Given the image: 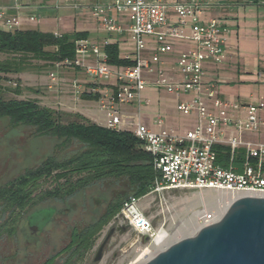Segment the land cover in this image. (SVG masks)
<instances>
[{
    "label": "built area",
    "instance_id": "obj_1",
    "mask_svg": "<svg viewBox=\"0 0 264 264\" xmlns=\"http://www.w3.org/2000/svg\"><path fill=\"white\" fill-rule=\"evenodd\" d=\"M54 1L56 8L87 9L109 36L128 35L133 43V50L122 57L133 64L115 66L110 64L106 49L118 43L116 40H77L74 59L55 62L49 79L54 85L58 84L60 70L85 74L87 82L77 78L70 81L73 96L80 100L84 93H99L97 103L104 114L103 126L131 132L141 141L162 174L154 192L211 191L233 199L251 193L264 194V93L251 101H227L219 96V82L206 77L205 66L220 65L227 55L229 29L221 20H202V5H213L216 0L171 6L166 0ZM13 2L14 15L0 7L1 30H22L23 6L20 0ZM170 8L178 17L176 24L169 22ZM27 21L39 23L40 20L39 16L32 15ZM186 27L188 34L184 32ZM150 40L154 44L152 47ZM178 41H189L194 47L179 55L176 72L180 77H174L167 74L163 57L174 52ZM256 78L264 87V72H258ZM86 85L96 87L87 88ZM149 89L163 90L171 96H191L189 100L180 99L177 110L184 116L195 115V126L184 134H176L163 128L164 119L157 117L155 123L159 129L149 128L141 115L142 108L150 105L144 98V92ZM127 106H135V114L122 111ZM215 146L230 149L228 169L218 163ZM240 151H243V161L237 160ZM139 200L127 201L123 216L136 233L153 240L157 233L152 221L137 206ZM224 213L209 214L202 227L217 222Z\"/></svg>",
    "mask_w": 264,
    "mask_h": 264
},
{
    "label": "trees",
    "instance_id": "obj_2",
    "mask_svg": "<svg viewBox=\"0 0 264 264\" xmlns=\"http://www.w3.org/2000/svg\"><path fill=\"white\" fill-rule=\"evenodd\" d=\"M87 38L88 32L56 36L52 32L34 29L15 32L0 30V54L8 57L0 59V119L8 120L12 128L27 127L38 137L53 138L57 143L56 148L61 151L75 149L66 153L62 159L55 155L48 156L40 166L27 169L18 179L38 180L47 177L50 180L65 181L68 198L74 197L78 190L99 182L126 179L131 189V197L127 201L138 200L155 190L162 174L155 168L151 154L144 150L143 144L133 133L108 129L80 114L74 116L77 120L64 123L63 114L41 106L37 100L4 97V92L9 89L1 82L8 80V75L22 74L30 66V61L42 62L44 66L53 68L55 62L74 59L75 42ZM106 50L110 64H133L121 57L118 43L111 44ZM14 92L16 95L22 94L19 80ZM81 98L97 102L100 94L84 93ZM214 149L218 154V163L228 169L231 166L230 149L224 146H215ZM237 160H244L243 151L239 152ZM125 203L121 201L116 206L112 217L124 208ZM94 245V241H91L85 250L89 251Z\"/></svg>",
    "mask_w": 264,
    "mask_h": 264
},
{
    "label": "rangeland",
    "instance_id": "obj_3",
    "mask_svg": "<svg viewBox=\"0 0 264 264\" xmlns=\"http://www.w3.org/2000/svg\"><path fill=\"white\" fill-rule=\"evenodd\" d=\"M44 3L46 6L37 10L40 23H32L31 25L35 29L42 27L47 28V26L42 24L45 22L46 12H48V16L52 15V19L57 20V24L63 22V19H68L69 22L74 21L79 16L88 13L87 9L81 8H56L54 0H44ZM96 33L97 34L91 36V39H100L108 36V34L101 29ZM126 41V43L122 42L121 45L120 54L122 57L127 55L134 48V45L129 38ZM6 58L8 57L0 54L1 60ZM29 64L30 66H28L27 70L22 74L8 75V80L1 82L2 85L9 89L4 92L5 99L37 100L41 106L63 114L62 121L64 123L77 120L74 116L80 114V111L82 110L81 108L85 105V101L87 100L75 99L71 91L70 81L74 78L80 79L81 81L83 79L85 80V74L83 72L77 74L78 72L72 70H60L58 72L59 82L54 85L49 79V74L54 71L53 68L44 66L42 62L37 61H30ZM166 72L167 74L170 73L168 71ZM174 73L175 72H172L171 75H168L172 76ZM176 76H179V74H176ZM18 80L19 86L22 89L21 95H16L14 92L15 87L12 86L14 83L18 84ZM49 86H52V88L49 89ZM88 86L90 85H86L87 88H90ZM156 94L163 98L169 96L163 90L154 92L153 94L151 93L149 96L151 105L157 100L158 96H156ZM144 95H146V91L144 92ZM173 97L177 96L173 95ZM182 98L188 100L192 99L191 96H182ZM91 102H94V104L92 103L94 106L97 103L96 101ZM144 109L145 107L142 108V114L145 113ZM155 115L157 116L158 114ZM161 115L163 116V114ZM174 115H176L178 120L188 118V116L182 115L177 110L174 112ZM56 144L57 143L53 138L38 137L27 127L12 128L8 120L0 119V180H10L27 169L35 168L48 156L55 155L57 158L62 159L66 153L75 150L70 149L65 152L64 149L61 151L56 148ZM101 183H98L96 188L90 189L89 192L80 195L78 198L81 199L84 197L87 199V197L89 198L91 195H94V198H100L98 196H102L101 190H108L110 187L112 190H117V192L121 194V201L127 202V198L131 197L129 196L131 189L126 179H110ZM101 187L102 189H100ZM223 196L225 195L211 191H153L147 196L141 198L137 202V206L142 210L144 215L152 221L156 233L164 230L170 234V237L172 236L171 238L169 237V240L166 243V245L169 246L179 239L189 237L187 235L192 231L190 227L195 224L189 225V223H187L188 220H190L195 213L206 210V206L207 209L213 208V204L218 202ZM72 218H76V215H73ZM72 218L70 219V222L72 221ZM124 226H126L127 231L121 238H119V240L113 243V249L107 252V256H112L113 252L121 250L123 256L117 259L114 264H132L137 261L139 256L146 249H149L150 251V254H148L150 255L149 258H152L151 256L157 254H154L155 249L151 248L153 240H146L141 237L129 224ZM106 231L107 230H105V232ZM175 238H177V240H175Z\"/></svg>",
    "mask_w": 264,
    "mask_h": 264
},
{
    "label": "flooded vegetation",
    "instance_id": "obj_4",
    "mask_svg": "<svg viewBox=\"0 0 264 264\" xmlns=\"http://www.w3.org/2000/svg\"><path fill=\"white\" fill-rule=\"evenodd\" d=\"M26 171L0 180V264H114L123 256H107L127 231L123 209L112 217L121 202L117 190L101 187L100 198H78L96 183L68 198L65 181L18 179Z\"/></svg>",
    "mask_w": 264,
    "mask_h": 264
},
{
    "label": "crops",
    "instance_id": "obj_5",
    "mask_svg": "<svg viewBox=\"0 0 264 264\" xmlns=\"http://www.w3.org/2000/svg\"><path fill=\"white\" fill-rule=\"evenodd\" d=\"M169 5L174 3L202 4L205 0H166ZM23 9L21 15L24 18L22 29H34L43 32H52L54 34H68L73 32H88L89 38L95 42H102L105 39L116 40L121 51L122 42L126 43L128 35L124 36H105L103 38L91 39L96 32L101 29L100 23L95 21L88 13L79 16L74 21L63 19V22L57 24V20L52 19V15H47L45 22L42 23L46 27L35 29L27 18L37 15L39 8L46 5L44 0H20ZM13 0H0V7L8 9L10 15L16 12L12 9ZM202 20L209 21L212 19L221 20L229 29L227 42V55L224 62L220 65L207 64L205 66L206 77L210 81H217L219 96L227 101H251L256 99L260 94L264 93V87L260 86L256 75L258 72H264V0H216L213 5H202ZM169 22L176 24L178 17L170 8L168 12ZM40 23V22H39ZM55 25V26H53ZM2 28L0 27V30ZM186 34L189 28H184ZM106 33V32H105ZM127 37V38H126ZM150 46L154 44L149 41ZM194 46L189 41H178L175 45L174 52L163 57L164 68L166 71L175 72L172 76L176 77V62L179 55ZM121 55V54H120ZM122 57V56H121ZM78 72L77 74H79ZM77 76V75H76ZM82 81L87 82V79ZM98 90L102 91V88ZM72 91V90H71ZM157 92L153 89L146 91L144 98L150 101V94ZM73 94V92H72ZM157 100L153 105L146 106L142 114L143 122L152 130H157L155 120L157 117L164 119L163 128L168 129L176 134H184L191 130L197 121L195 115L186 119L178 120L174 112L177 110V103L182 97L163 98L156 94ZM155 96V97H156ZM80 114L91 120L92 122L103 126L104 114L100 112L97 104L85 101ZM93 103V104H92ZM126 114L133 115L136 112L135 106H127L122 109ZM178 111V110H177ZM160 113V114H159ZM155 114H158L157 116ZM163 114V116L161 115Z\"/></svg>",
    "mask_w": 264,
    "mask_h": 264
},
{
    "label": "water",
    "instance_id": "obj_6",
    "mask_svg": "<svg viewBox=\"0 0 264 264\" xmlns=\"http://www.w3.org/2000/svg\"><path fill=\"white\" fill-rule=\"evenodd\" d=\"M226 207L220 220L172 243L143 264H264V194L240 196Z\"/></svg>",
    "mask_w": 264,
    "mask_h": 264
},
{
    "label": "bare ground",
    "instance_id": "obj_7",
    "mask_svg": "<svg viewBox=\"0 0 264 264\" xmlns=\"http://www.w3.org/2000/svg\"><path fill=\"white\" fill-rule=\"evenodd\" d=\"M251 194H255L258 195L260 193H251ZM225 196L221 197V199L213 204V208H208L206 206V210L204 211H200L195 213L190 220H188L187 223H189V225L195 224L192 227H190L192 229V231L187 235V236H192L194 235L204 224H205V218L206 216H208V214H223L226 210V204L233 200V198H231L230 196L224 194ZM237 196H235L236 198ZM207 204V203H206ZM222 206V207H221ZM178 225V224H177ZM187 226V225H186ZM176 228V227H175ZM185 229V228H183ZM179 232V231H178ZM182 236V235H181ZM170 234L164 230H161L159 233L157 232V236L155 239H153L152 241V245L151 248L155 249L154 254L164 250L166 248V243L169 240ZM172 237V236H171ZM170 237V238H171ZM180 237V236H179ZM175 240H177V238H175ZM180 240V239H179ZM178 241V240H177ZM176 242V241H175ZM168 247V246H167ZM150 251L149 249H146L137 259V261H135L136 264H143V262L145 263V261L149 260L150 258ZM153 254V253H152ZM151 254V255H152ZM153 257V256H151ZM134 263V264H135Z\"/></svg>",
    "mask_w": 264,
    "mask_h": 264
}]
</instances>
